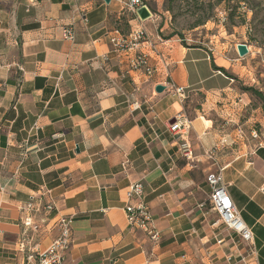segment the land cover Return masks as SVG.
<instances>
[{"label": "crops", "instance_id": "0c3cea01", "mask_svg": "<svg viewBox=\"0 0 264 264\" xmlns=\"http://www.w3.org/2000/svg\"><path fill=\"white\" fill-rule=\"evenodd\" d=\"M125 3L0 0V264H26L56 239L51 224L34 232L24 222L42 190L56 206L51 218L72 219L64 264H241L246 249L208 204L206 177L218 171L264 264V149L249 126L256 115L264 135L263 85L233 77L241 65L215 35L194 45L160 36L164 13L149 10L140 22ZM137 24L161 54L142 47L152 77L110 52L109 35ZM171 85L185 89L184 101ZM178 113L190 122L191 162L167 130ZM136 182L156 245L127 227L126 191Z\"/></svg>", "mask_w": 264, "mask_h": 264}, {"label": "built area", "instance_id": "2783aa9c", "mask_svg": "<svg viewBox=\"0 0 264 264\" xmlns=\"http://www.w3.org/2000/svg\"><path fill=\"white\" fill-rule=\"evenodd\" d=\"M38 0H30L31 6ZM145 6L142 0H126L125 7L130 13L136 15V10ZM224 20V19H223ZM64 38L73 39L72 29L64 30ZM186 40H184L185 42ZM187 42V41H186ZM110 52L115 57H124L129 61V69L134 72H142L146 77L154 75V67L150 63L149 54L142 50V47L148 48L156 56H161L157 47L152 43L150 36L139 24L132 27L128 33L113 31L108 37ZM170 94L180 101L185 99V89L183 87L171 85ZM264 102V84L260 90ZM168 122V132L181 139L179 146V155L186 161L193 160V150L188 140L190 131V122L182 113H178ZM251 138L258 140L259 148L264 149V135L257 131L251 132ZM214 149L208 152L212 156ZM123 169L126 163L122 164ZM206 184L209 187L208 204L219 218V221L225 228L237 239V244L246 249L247 257L239 256L241 264H258L257 252L254 245V236L252 230L243 222L239 211L234 206L224 183L221 171L211 173L206 177ZM128 203L124 209L127 227L129 231L143 232L147 239L156 245L159 243L160 234L154 225V220L148 204L144 200V188L141 182L132 183L126 191ZM56 206L48 190H42L38 197H31L25 206L28 217L24 220L25 225L34 232L39 230L41 224L57 231L56 239L43 252L29 253L26 257V264H64L67 251L70 249L72 238V219L69 217L54 216L50 217L55 211ZM36 216H41L40 220L33 223ZM217 244H221L219 241ZM21 252H25V245L19 247ZM249 258V259H248ZM232 257L227 259L231 262Z\"/></svg>", "mask_w": 264, "mask_h": 264}, {"label": "rangeland", "instance_id": "374dc122", "mask_svg": "<svg viewBox=\"0 0 264 264\" xmlns=\"http://www.w3.org/2000/svg\"><path fill=\"white\" fill-rule=\"evenodd\" d=\"M143 1L148 5V8L157 13V15H159V13H164L166 15L167 26L163 33L159 34L160 36L175 32L178 34V39L186 40L188 44L194 45L198 42H202L210 35H215V41H217L218 44L228 43V52L226 54L230 57L235 56L241 65L239 70L233 73V77L241 81L245 79L244 81L247 82L246 86L250 84L255 86L256 83L258 85H263L264 0H247L245 4H241L238 10L239 16L235 18L234 25L229 23V11L226 10V5L222 4L214 11L213 17L209 22L193 30L190 29V25L198 15L195 9L187 8L184 5L181 6V9H175L173 12V22V15L164 8L166 0ZM163 20L164 18H162V21ZM122 31L124 32V30ZM236 43L247 45L249 53L244 58H239L236 48L234 50L233 45ZM243 67L245 69H243ZM261 102H259L261 111L257 117L264 116V104ZM251 115H253V113H251ZM249 126H251L250 132L261 129V124H259L258 119H256V115L252 118V122Z\"/></svg>", "mask_w": 264, "mask_h": 264}, {"label": "trees", "instance_id": "16d2710c", "mask_svg": "<svg viewBox=\"0 0 264 264\" xmlns=\"http://www.w3.org/2000/svg\"><path fill=\"white\" fill-rule=\"evenodd\" d=\"M246 2L247 0H166L164 8L166 11H168L173 15L172 16L173 22H174L173 12L175 9H181V6L183 5L186 6L187 8L195 9L196 12H198V15L190 25V29L193 30L209 22L213 17L214 11L222 4H225L226 10L229 11V15H228L229 23L231 25H234L235 18L239 16L238 10L241 4H245ZM144 5L148 8V5L146 3H144ZM148 9L153 13V11L150 8ZM121 32H123L122 29ZM174 35H178V34L173 32L170 34V37ZM181 41L183 44H185L184 40ZM220 71L224 72V70L222 69H220ZM247 90L252 91V89H247Z\"/></svg>", "mask_w": 264, "mask_h": 264}, {"label": "water", "instance_id": "95a60500", "mask_svg": "<svg viewBox=\"0 0 264 264\" xmlns=\"http://www.w3.org/2000/svg\"><path fill=\"white\" fill-rule=\"evenodd\" d=\"M106 4L110 3V0H103ZM136 17L140 22H145L147 20H149L152 17L151 12L149 11V9L146 6H143L139 9L136 10ZM236 51L237 54L239 56V58H244L248 53V47L245 44H239L236 46ZM155 91L157 93H162L164 91V87L162 86H157L155 88ZM170 122H173V120H171Z\"/></svg>", "mask_w": 264, "mask_h": 264}]
</instances>
